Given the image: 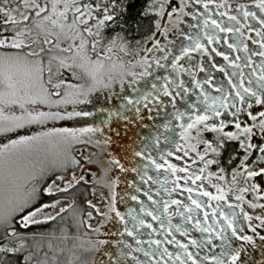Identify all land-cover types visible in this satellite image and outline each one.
Listing matches in <instances>:
<instances>
[{
	"label": "snow or ice",
	"instance_id": "obj_1",
	"mask_svg": "<svg viewBox=\"0 0 264 264\" xmlns=\"http://www.w3.org/2000/svg\"><path fill=\"white\" fill-rule=\"evenodd\" d=\"M133 3L0 0V134L14 133L25 125L92 115L75 107L68 112L62 106L89 104L96 93L105 94L109 103L118 102L101 109L107 113L102 126L52 128L0 145V264H59L55 254L49 257L43 251L38 238L42 234L29 230L65 212L55 197L70 189L78 190L91 209L72 206L77 230L102 235L104 225L115 220L122 230L107 235L132 237L137 245L133 251L147 257L140 261L132 256L135 264H241L246 245L255 247L256 237L264 242L258 231L264 229V204L247 201L249 188L241 186L264 174V0H254L258 11L237 5L235 12L240 16L231 14L225 0H151L136 15L130 11ZM212 5L217 11L213 12ZM148 17L153 19L145 24ZM186 17L195 23H189L184 32L180 25ZM250 19L258 29L248 23ZM174 30L187 43L178 49L162 47L157 37L167 40ZM243 30L255 31L259 39L245 37ZM246 41L258 45V50L250 49ZM221 43L227 52L215 46ZM231 52L245 56L232 57ZM155 53L162 55L156 58ZM216 57L226 64L216 62ZM169 60L170 64L161 62ZM150 61L160 69L170 67L172 74L156 76L150 88L142 89L136 85L152 75ZM128 65L144 70L137 73L128 70ZM245 68L250 72L246 74ZM217 74L222 79L217 80ZM161 118L163 123H156ZM114 120L131 141L121 145L135 161L131 169L106 151L112 136L102 142L93 140L105 129L120 137L121 130L111 127ZM230 126L235 130H227ZM145 129L148 134L142 135ZM53 136L57 138L55 152L35 163L13 166L14 157L38 151L36 145L51 143ZM257 136L260 142L254 143ZM232 142L237 147L225 159L226 145ZM93 147L104 151L107 159L92 151ZM254 152L259 153L253 161L259 171L248 163ZM198 165L202 166L197 170ZM213 166L216 171L209 170ZM114 168L139 177V183L127 182L136 193L130 199L138 205L127 212L117 206L119 177L112 178ZM97 186L109 189L108 195L100 192L107 211L94 202ZM89 188L93 199L87 198ZM251 190L257 193L256 200L264 198L258 185L253 184ZM42 197L51 198V203L40 202ZM57 207L56 215L47 211ZM256 209L261 214H254ZM96 217L103 219L94 226L91 221ZM141 230H150L147 240L138 238L144 234ZM177 233L185 239H178ZM156 234L163 239L153 238ZM69 239L79 237L63 236L64 241ZM237 242L239 246L234 247ZM110 243L132 249L124 239H89L86 244L73 243L74 258L68 264H122L107 251V260L96 259V253ZM145 244L147 248L142 247ZM77 248L81 255H76ZM48 251H53L51 243ZM120 256H131V252L121 251ZM258 264H264V259Z\"/></svg>",
	"mask_w": 264,
	"mask_h": 264
},
{
	"label": "rangeland",
	"instance_id": "obj_2",
	"mask_svg": "<svg viewBox=\"0 0 264 264\" xmlns=\"http://www.w3.org/2000/svg\"><path fill=\"white\" fill-rule=\"evenodd\" d=\"M177 3H178V0H177ZM0 22H2V18L0 19ZM164 22L165 23L167 22L166 18H165ZM194 22L195 21L191 20V17H186L185 22L182 25H180L181 30H183L184 32H187L188 31V24L194 23ZM0 24L2 26V23H0ZM157 39L160 40V44L162 47L167 45L169 48H174V49H178L182 43L187 42V41H184L183 37L179 34V32H177L175 30L169 33L167 40L162 36H158ZM169 40L172 41L171 44L168 43ZM149 47H151V45H149ZM160 55H162V54L161 53H155L156 58H159ZM125 59L127 60L129 58L126 57ZM137 59H139V57H137ZM161 62L170 64V60L167 62H165V61H161ZM150 63H152V68L150 69V71H152V75L144 77L143 79H141L139 84L136 85L137 87H140L142 89L150 88L151 82L155 81L156 76L163 77L166 74H172V70L170 67L160 69V68L156 67L154 62L150 61ZM128 70H135L137 73H139V72L143 71L144 69L141 67H136L135 69H132V66L128 65ZM182 78L186 81L189 80V77L187 75L182 76ZM157 83H161V82H157ZM91 99H92V102L89 104H78L75 106L69 104L67 106H62V109H63V107H66V110L68 112H71V111H73V108L75 107L76 111H85V112L92 113V115L75 116V117H72L71 119L55 120V121H52V124L54 127L50 126V124H48L47 122L43 125L36 124L35 130H34L35 132H33L32 134H31V130H32V125H34V124L25 125L24 128L17 129L16 132H14V133H8L6 135L0 134V145L8 144L9 140L18 139L19 136H33L37 133L48 132L52 128H57V129H60V128H76V129H79V128H85L88 126H102L101 122L106 118L107 113L102 112L101 109L102 108H110L118 102L117 101H113L112 103L107 102L105 100V94H101V93L94 94ZM44 110H47V109H44ZM168 110L171 111L170 107ZM18 114H19V110H17V115ZM156 123L162 124L163 118L156 121ZM111 127H112V129H120L121 130V136L117 137L114 131H109V130L105 129L103 135H101L100 133H97L93 136V140L99 139L102 142L106 136H109V135L112 136L113 142L110 145L106 146V151L111 152L113 154V156H115L116 158H119L121 160V163H123L126 168L131 169V167L134 166L135 161H133L131 159L130 153L127 154V156H126L125 152L122 150V147H121V145L128 144L131 141H129L127 139V137H125V134L122 130L121 124H118L114 120L111 124ZM160 131H163V129L161 128ZM141 134L147 135L148 134L147 129L143 130L141 132ZM129 135H131V133H129ZM50 139L52 140L51 143L45 142V143L36 145V148L38 149V151H33L31 154H20V155H18V157H14L13 161H12L13 166H15L17 163L20 165H28L29 162L35 163L38 159L43 158V156H45L46 154H51V153L55 152L56 147H57V145L55 144V140L57 138L55 136H53ZM257 139H258V136L254 138V140H257ZM136 147H138V146H136ZM92 151L99 154L105 160L107 159L105 152L102 151L101 149L93 147ZM258 155H259L258 152H254L253 156L248 161L249 166L252 167L256 171H259V167H258V165L254 166L255 164H253V161L256 160V157ZM171 162L177 163V161H175L174 158H172ZM94 170H96V169H94ZM149 174L154 175V172H150ZM117 177H119V183H118V187L116 189V191L118 193V197H117L118 205L117 206H118L119 210L121 212H127V209L129 207H138L136 202L131 201V199H130L131 195L136 194V193L134 192V189L128 187L127 182L135 179L137 181V183H139V177H137L136 174L132 173L131 171L126 172V173H121L119 171V169L114 168L113 172H112V178L115 179ZM89 179L91 180V176H89ZM227 180L229 182H231L230 170H229V174L227 176ZM205 183H207V182H205ZM253 184H256L260 187L261 191H260L259 195L261 197H264V174H261L257 177H253V178L248 179L246 184H244L243 182L241 184V186H246L249 188V192L246 194V200L247 201H253V202L258 203V204H264V198H262L260 200L255 199L257 193H254L251 190V186ZM211 190L215 191L214 189H211ZM72 191H73L72 192L73 193V195H72L73 199H72V204H71L70 210L61 214V217L59 218L60 220L58 222L59 224L57 223V225L53 226V229L56 230V232L61 234V235L55 236L54 234H52L50 232V233H48L47 236L42 238V242L44 245L43 251H47L49 257H52L55 254L57 257V260L59 261V264H68V261L72 260L74 258L72 251H70L73 248V243H76V244L84 243V244H86V242L89 239H92V240L105 239V240H109V241L124 239L126 243L132 245V249L124 248L123 245L117 246L115 244L110 243L109 245L105 246L102 251L96 253V259L97 260H107V256L104 255V252L107 251V252H111V254L114 258H119L122 261V264H135V261L132 260V256H136L140 261L147 260V257H145L142 252L133 251V249H135L137 247V245H136L135 240L132 237H128L127 235H125L123 238H121L118 235L117 236L107 235V233H109V232H118V231L122 230V226L119 225L115 220L107 222L104 225V227L101 229V232L104 233L102 235H97L96 233L93 232V234H91L89 236L85 233L84 228L77 230L76 224L78 223V220L74 221V219H73V207L72 206L75 205L77 210L82 208L83 207L82 203L84 202V197L79 195L78 190L73 189ZM101 191H103L105 193V195H108V193H109V189H107V188L101 189L99 186H97L96 193L100 194ZM89 193L92 194L91 188H89L86 195H88ZM92 197L90 199H93ZM120 197L124 198V202L119 201ZM140 198L146 200V197H143L142 194H140ZM0 202H2V195H0ZM66 202L67 201H63L64 205H66ZM94 202L96 203V200H94ZM45 203H51V201H48ZM104 203H106V202H104ZM97 206L101 207L102 205L99 206L97 204ZM245 208L250 213L253 212L252 209H249L247 207V204H245ZM89 210L91 211V209H89ZM103 210L107 211L106 206ZM47 211L50 212L52 215H54L55 213H57L59 211V207H57L55 210L49 209ZM254 214H256V215L261 214L260 209H256ZM94 216H95V213H94ZM95 219L102 220L103 218L102 217H96ZM147 219L149 221L151 220L150 217H148ZM175 222H178V218L174 219V223ZM96 224H97V222L95 223V225ZM153 224H154V227L158 228V225L156 224V222H153ZM129 227L130 228L132 227L131 223H129ZM64 229L67 230L66 233L64 231H62ZM141 231L144 234L139 235L138 238L142 239V240H147L148 239L147 232L150 230H141ZM258 231L260 232L261 235H264V229H258ZM246 232H247V234L252 235V233L248 232L247 229H246ZM68 233L70 234L69 237H73V238L79 237V239L78 240L69 239L68 241H64L63 236L65 234L67 235ZM176 235H177V238L181 239L182 241L185 239V238L181 237L178 233ZM193 235L198 236L197 233H194ZM153 238L163 239V237L160 236L159 234H156ZM49 243H51L53 251H48ZM255 243H256L255 247H253L251 245H246L245 251L241 253V264H258L259 261L264 259V247L261 246L262 244H264V242L260 241L259 238L256 237ZM237 246H239V242L234 243V247H237ZM142 247L147 248L148 246L145 244V245H142ZM168 247L170 250H173L172 246H168ZM60 249H64V251L61 252ZM121 251H124L125 253L131 252V256H120ZM75 253H76V255H81L80 249H78V248L75 249ZM41 255H42V253H41ZM83 258L92 259L91 256H87V257L82 256V259Z\"/></svg>",
	"mask_w": 264,
	"mask_h": 264
},
{
	"label": "trees",
	"instance_id": "obj_3",
	"mask_svg": "<svg viewBox=\"0 0 264 264\" xmlns=\"http://www.w3.org/2000/svg\"><path fill=\"white\" fill-rule=\"evenodd\" d=\"M151 2V0H134V3H133V7L130 9V11L134 14V15H136V14H138L139 12H141V11H143V9L145 8V7H147V5L149 4ZM2 17H0V19H1ZM153 18L152 17H148L147 19H145V21H144V23L145 24H147V23H149L151 20H152ZM3 29H2V26H1V24H0V31H2ZM136 39H140V37L139 36H137L136 37ZM47 123L48 124H50V126H53V124H52V121L50 120V121H47ZM35 126H36V124H34V125H32V130H31V134L33 133V132H35L34 130H35ZM31 127V126H30ZM54 127V126H53ZM77 147H79V146H77ZM226 152V151H225ZM228 154V153H227ZM226 155V154H225ZM229 155V154H228ZM73 189H70L67 193H65V194H62V195H57L56 197H55V199H59L60 201H61V203L62 204H60V207H64L65 209H66V211L65 212H67L68 210H70V208H71V204H72V199H73V191H72ZM92 197V194H88L87 195V198L88 199H90ZM93 198V197H92ZM94 200H96V203L100 206V205H102L101 206V208H105V203L104 202H102L101 201V197H100V194L99 193H96L95 194V198H94ZM48 201H51V198H48V197H42L41 198V201L40 202H43V203H45V202H48ZM63 201H67L66 202V205H64V203H63ZM82 205H83V207L82 208H85L86 210H88V211H90L89 209H87L86 208V205L84 204V202L82 203ZM37 206H39V203L37 204ZM65 212H63V213H65ZM57 213H59V211L57 212ZM63 213H60V215H58L57 217H56V219L54 220V221H47L46 223H44L43 225H41V226H39V227H36V226H33V227H31L30 228V232H35V233H38V234H42V236H38V238H43V237H45V236H47L48 235V233H52V234H54L55 236H59V235H61V234H59V233H57L56 232V230H54L53 229V226L54 225H57V223L59 222V218L61 217V214H63ZM54 215H56V213L54 214ZM97 222V219H93L92 221H91V223L95 226V223ZM59 224V223H58ZM85 230V233H86V229H84ZM91 234H93V233H91ZM68 236L70 235L69 233L67 234ZM3 243V240L2 239H0V244H2Z\"/></svg>",
	"mask_w": 264,
	"mask_h": 264
},
{
	"label": "flooded vegetation",
	"instance_id": "obj_4",
	"mask_svg": "<svg viewBox=\"0 0 264 264\" xmlns=\"http://www.w3.org/2000/svg\"><path fill=\"white\" fill-rule=\"evenodd\" d=\"M215 2H216V3H220L221 0H215ZM225 2H226L228 5L231 6V9H232L231 14H235V15H238V16H240V13L235 12V8H236L237 5H240V4H245V5H247L248 8H249V10H251V11H258V10L255 9V7H254V0H225ZM211 7H212V9H213V12L217 11V9H215V5H212ZM201 10H202V8H201ZM224 10H225V9H219V11H224ZM225 19H226V18H225ZM241 22H243L242 17H241ZM194 23H195V22H194ZM248 23L255 25V27H256L257 29L259 28V25L256 23L255 20H251V19H250V20L248 21ZM243 31H244V35H245V37H247V36H251V37H253L254 39H259V37L256 36L255 31H253V32H251V33L247 32V30H243ZM230 42H231V40H230ZM246 42L248 43L250 49L258 50V45H253V44L251 43V41H246ZM184 43H185V42H184ZM186 43H187V42H186ZM186 43H185V44H186ZM215 46L218 48V50H224V51H226V52L228 51V50H227V46H226L225 44H223V43H221L220 45H215ZM177 54H178V53H177ZM237 55H240L241 57H243V56H245V53H243V52H231V56H232V57H235V56H237ZM215 59H216V62H218V63L226 64V62H224V61L222 60V57H216ZM253 59L256 61L257 64L260 62V58H259V57H253ZM197 60H199V57H198V56H197ZM186 63H187V62L185 61V64H186ZM229 71H231V69H229ZM244 71H245V73L247 74V73L250 72V69L245 68ZM201 75H202V74H201ZM216 78H217V80H219V79H222V76H221L220 74H217ZM213 94H216V93H213ZM193 99H194V98H193ZM227 130H229V131H234L235 129H234V127L230 126ZM208 138L211 139V136H209ZM253 142H254V143H258V142H260V137L258 136V139H257V140H253ZM236 147H237V145H236L235 142H232V143H229L228 145H226V148H225V150H224V157H225V159L227 158L228 154H230L231 152H233V150H234ZM225 151H226V152H225ZM227 153H228V154H227ZM225 154H226V155H225ZM241 155H242V153H241ZM180 163L182 164V162H180ZM237 163H238V161H237ZM256 165H257V164H255L254 166H256ZM200 166H202V165H198V166H196L197 170H198V167H200ZM209 170H210V171H216V169H215L214 166L211 167Z\"/></svg>",
	"mask_w": 264,
	"mask_h": 264
}]
</instances>
